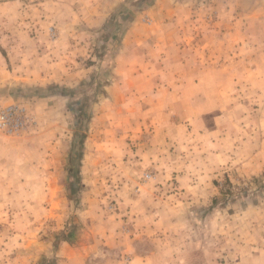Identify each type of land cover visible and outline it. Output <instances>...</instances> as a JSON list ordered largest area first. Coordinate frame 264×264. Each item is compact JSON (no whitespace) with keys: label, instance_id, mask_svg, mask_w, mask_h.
<instances>
[{"label":"rangeland","instance_id":"rangeland-1","mask_svg":"<svg viewBox=\"0 0 264 264\" xmlns=\"http://www.w3.org/2000/svg\"><path fill=\"white\" fill-rule=\"evenodd\" d=\"M135 1L142 2L143 8L154 2L126 0L125 3L133 4L134 8ZM214 1L201 0V10L196 7L191 11L196 12L189 22L188 41L195 49L190 52L186 69L196 76L205 73L208 78L197 87L201 95L190 100L191 105L206 112L196 116L204 118L205 123H211L218 116L214 112L222 107L240 108V120L249 117L246 108L253 109L251 116L257 117L256 110L264 107V52L261 48L253 51V66L249 68L244 64L245 51H238L239 63L221 66L232 52L217 50L215 43L222 41L212 33L199 34L204 28L211 31L218 23L221 6ZM20 2L9 8L0 6V111L19 105L27 109L32 122L20 136L0 132V264H59L58 254L71 252H84L74 264H115L117 261L119 264L123 253L132 256L152 252H161L163 258L149 259L147 264H246L237 255L245 251L246 245L235 238L246 231L240 219L243 211L246 215L255 208L264 210V174L247 176L238 170L231 180L227 174L226 178L220 176V182L214 181L219 189L218 198L212 196L202 206L185 208L186 197L178 194V182L172 179L164 184L161 172L150 163L153 158L148 156V146L152 143L149 142L152 132L145 129L123 132L128 117L101 107L104 85L113 74V52L108 56V49L121 43L122 29L130 16L118 14L123 16L119 19L113 15L103 36L95 38L89 34L83 39L78 34L68 36L62 25L51 19L63 15L65 0ZM141 13L142 26L157 27V20L147 10ZM39 17H45L42 25H36ZM54 45L65 48L63 54L71 57L73 70L93 67L88 78L73 91L48 81L39 85L19 84L13 74L18 70V63L22 64L24 57L30 58L27 60L31 63L44 55L42 52H52L47 50ZM49 58L57 57L52 53ZM218 68L227 77L232 73L238 82L230 84L215 79L210 82L209 76ZM177 70L181 73L183 69ZM160 71L158 68L155 73ZM245 72L249 74L247 78H244ZM181 85L158 82L155 89ZM184 86H187L186 92H193V84ZM57 92L65 96L62 106L66 114L57 117L50 111L52 116L45 122L40 115V102ZM143 101L149 104L151 100ZM174 117L178 122L186 118L181 114ZM154 144L151 148L160 147ZM128 158L131 163H127ZM164 185L168 190H161L166 192L164 195L154 191L155 187L164 189ZM149 191L152 194H147ZM149 206H153L149 212L154 208L155 214L147 212ZM171 207L176 210L177 222L172 235L165 239L155 223ZM234 209L239 216L236 229L230 225L235 221L231 216ZM138 222L144 229L150 228L142 236L132 227ZM214 222L220 224L214 225ZM73 230L71 246H64V236ZM256 232L252 230L251 234ZM109 237L114 241L107 242ZM37 246L43 256L39 255ZM201 251L207 255L201 256ZM208 252L221 254L212 257ZM129 260L126 257L122 263L131 264Z\"/></svg>","mask_w":264,"mask_h":264},{"label":"crops","instance_id":"crops-1","mask_svg":"<svg viewBox=\"0 0 264 264\" xmlns=\"http://www.w3.org/2000/svg\"><path fill=\"white\" fill-rule=\"evenodd\" d=\"M125 2L126 0H65L63 15L51 17L54 22L57 21L62 25L68 36L78 34V38L85 39L89 34L95 38L103 36L113 15L119 19L123 16L119 17L118 14L130 16L126 22L127 25L122 29L121 43L116 46L111 45L108 49V56L111 51L113 52V74L103 88L105 90L101 103L103 104L102 109H113L114 113L119 112L128 117L126 118L128 125L123 127V132H142L144 129L152 132L149 139L152 143L148 146L150 148L148 156L153 158L150 163L152 167H156L161 172L160 179L164 184H168L172 179L178 182L176 186L178 194L186 197V200H183L185 208L191 209L195 204L202 206L206 203L205 200L212 196L218 198L216 193L219 189L216 188L214 181L220 182V176L226 178L227 174L231 180L238 170L247 176L263 175L264 107L256 110L257 117L251 116L250 111L253 109L246 108L245 112L249 117L245 120H240L238 117L242 114L240 108L222 107L214 112L218 116L212 119L211 123H205L204 118L199 119L196 116H203L206 112L191 105L190 100L201 95L196 91L197 87L208 79L205 73L196 76V74H189L186 69L191 59L190 52L195 49L193 45L189 46L188 41L191 36L189 22L191 15L196 12L191 11L196 7L197 10H201L199 9L202 4L201 0H154L147 8L141 7L142 2L135 1L134 8L133 4L128 5ZM214 2L220 3L219 6H221L218 10V23L211 31L204 28L199 34L202 33L201 35L205 36L209 32L212 33L222 41L221 44L218 43L219 45L215 43L217 50L228 49L232 52L231 57L221 66H233L239 63L236 61V57L239 56L238 51H245L247 54L245 67H252L253 51L261 48L264 52V0H215ZM19 3H21L20 0H0L1 8H9ZM224 4L228 7H224L226 6ZM142 10H147L157 20V27L142 26L140 23ZM43 18L39 17L36 25H42L45 22ZM36 46L39 49L42 48L37 44ZM201 47H197L196 50L199 51ZM11 50L15 48L11 47ZM47 51L50 53L42 52L44 55L31 63L27 60L30 59L28 57L21 60L22 64L18 63V70L13 74L19 84L25 82L39 85L40 82L48 81L60 88L73 91L93 71V67L73 70L69 62L71 57L66 53L63 54L64 47L49 46ZM52 53L57 58H49ZM191 57L195 58L192 54ZM227 61L229 64H226ZM202 62L204 63L203 59ZM178 67L183 69L181 73H178ZM158 68L161 69L162 76L155 73ZM221 73L222 70L219 68L213 72L214 76H209L212 77L210 82L213 79L230 84L238 82L237 77L234 78L232 73H229L228 77ZM215 74L218 75L216 78ZM246 75H249L248 72H245L244 78H247ZM158 82L182 85L159 90L155 89V83ZM184 84H193L191 94L184 90L187 89ZM144 89L145 92H143ZM44 99H46L44 102H40L42 111L40 115L44 121L52 116L50 111H54L57 117H64L66 112L62 105L65 104L63 101L65 96L62 92L51 93ZM143 99L151 101L149 104H144ZM175 104H178L176 109ZM180 114L186 118L178 122L174 115ZM225 116H232V118H225ZM153 144L156 147L160 144V147L151 148ZM129 162L131 163V158H128L127 163ZM164 186V189L155 187L154 191H159L164 195L168 191L167 186ZM165 189L166 192H161ZM171 191L175 190L170 189ZM147 194L152 193L149 191ZM152 207L149 206L147 212L155 214L154 208L152 212H149ZM262 208H255L246 215L243 211L240 217L246 229L244 231L246 235L240 232V238L237 236L235 239L243 241L246 247H244L245 251L241 252L242 254L237 255L246 264H264V210ZM174 211L176 210L171 207L155 223L162 232L160 235L165 239L172 235L171 231L177 222V218H174ZM231 213L235 221L230 225L236 229V219L239 216L236 215L235 209ZM219 224L220 222L217 225ZM132 227L138 236L146 234L144 231L150 229L148 227L144 229L140 222ZM252 230L257 231L255 235L251 234ZM217 236L221 237L219 234ZM113 241L114 239L107 238V242ZM66 245L71 246L70 243L65 242L64 246ZM37 249L33 252L35 253ZM83 253L58 254L61 257L59 264H74L78 262L79 256ZM208 254L212 257H219L221 253L208 252ZM39 255H42L41 252ZM172 255L174 256V253ZM206 255V251H201V256ZM235 255L234 253L233 257ZM126 257L130 259L131 264H147L149 259L163 258L161 252L132 256L123 253L119 264H123ZM30 259L31 257L27 260ZM115 264H118V261Z\"/></svg>","mask_w":264,"mask_h":264},{"label":"built area","instance_id":"built-area-1","mask_svg":"<svg viewBox=\"0 0 264 264\" xmlns=\"http://www.w3.org/2000/svg\"><path fill=\"white\" fill-rule=\"evenodd\" d=\"M27 109L10 105L0 111V132L9 136H20L32 122Z\"/></svg>","mask_w":264,"mask_h":264},{"label":"trees","instance_id":"trees-1","mask_svg":"<svg viewBox=\"0 0 264 264\" xmlns=\"http://www.w3.org/2000/svg\"><path fill=\"white\" fill-rule=\"evenodd\" d=\"M72 235H74V230L69 233V236H64V239L63 240L65 242L71 243L70 236H72Z\"/></svg>","mask_w":264,"mask_h":264}]
</instances>
